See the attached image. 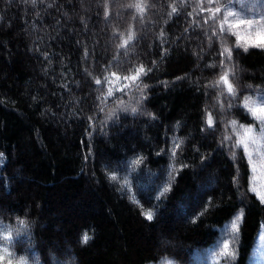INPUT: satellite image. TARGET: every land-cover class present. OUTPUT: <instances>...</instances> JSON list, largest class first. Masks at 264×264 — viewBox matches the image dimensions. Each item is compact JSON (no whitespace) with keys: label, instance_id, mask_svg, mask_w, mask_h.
Returning <instances> with one entry per match:
<instances>
[{"label":"trees","instance_id":"16d2710c","mask_svg":"<svg viewBox=\"0 0 264 264\" xmlns=\"http://www.w3.org/2000/svg\"><path fill=\"white\" fill-rule=\"evenodd\" d=\"M230 2L0 0L3 264H189L241 207L248 264L264 202L231 123H254L264 47Z\"/></svg>","mask_w":264,"mask_h":264},{"label":"rangeland","instance_id":"374dc122","mask_svg":"<svg viewBox=\"0 0 264 264\" xmlns=\"http://www.w3.org/2000/svg\"><path fill=\"white\" fill-rule=\"evenodd\" d=\"M223 25L231 30L243 49L264 47V0H231L224 8ZM116 20L121 15L115 16ZM250 21L251 23H241ZM211 36L215 37L216 35ZM114 41H108L110 46ZM89 72V71H88ZM231 104H228L230 106ZM243 106L254 119L249 124L233 120L240 144L246 151L251 167L250 189L264 202V124L252 110L264 106V93L248 94L244 97ZM142 117H150L146 108H141ZM244 216V208H239L234 215L219 227L220 234L215 242L207 248L196 252L189 264H233L237 257L240 225ZM167 243H170L164 239ZM227 245V247H225ZM151 264H180L175 259L164 257ZM248 264H264V223Z\"/></svg>","mask_w":264,"mask_h":264},{"label":"snow or ice","instance_id":"6c2138e0","mask_svg":"<svg viewBox=\"0 0 264 264\" xmlns=\"http://www.w3.org/2000/svg\"><path fill=\"white\" fill-rule=\"evenodd\" d=\"M217 12L220 11V9H216ZM241 23H251L250 21H242ZM223 80V82L227 85V88L229 89V93L231 94L232 90H233V86L228 82V79L227 77H222L221 78ZM256 115H258L260 117V120H261V123L264 124V106H261L260 108L258 109H254L252 110ZM207 127L210 129V130H214L215 128V125L211 122L208 123ZM149 219H151V216L148 217ZM88 241V237H84V240L83 242L87 243ZM225 247H227V245H225ZM0 264H3V258L0 257ZM10 264V262H9Z\"/></svg>","mask_w":264,"mask_h":264}]
</instances>
